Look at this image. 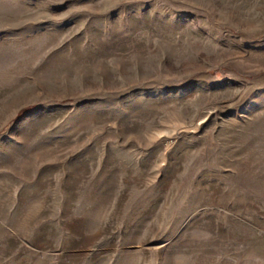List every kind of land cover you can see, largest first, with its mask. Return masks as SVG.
<instances>
[{
	"label": "rangeland",
	"instance_id": "374dc122",
	"mask_svg": "<svg viewBox=\"0 0 264 264\" xmlns=\"http://www.w3.org/2000/svg\"><path fill=\"white\" fill-rule=\"evenodd\" d=\"M0 264H264V0H0Z\"/></svg>",
	"mask_w": 264,
	"mask_h": 264
}]
</instances>
